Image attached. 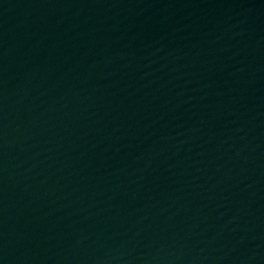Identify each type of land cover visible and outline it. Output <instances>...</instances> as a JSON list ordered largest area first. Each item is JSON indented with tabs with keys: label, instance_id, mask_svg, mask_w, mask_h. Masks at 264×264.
<instances>
[{
	"label": "water",
	"instance_id": "95a60500",
	"mask_svg": "<svg viewBox=\"0 0 264 264\" xmlns=\"http://www.w3.org/2000/svg\"><path fill=\"white\" fill-rule=\"evenodd\" d=\"M0 264H264V0H0Z\"/></svg>",
	"mask_w": 264,
	"mask_h": 264
}]
</instances>
